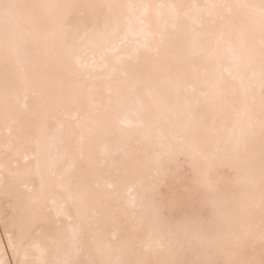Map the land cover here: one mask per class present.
I'll list each match as a JSON object with an SVG mask.
<instances>
[{
  "label": "bare ground",
  "instance_id": "bare-ground-1",
  "mask_svg": "<svg viewBox=\"0 0 264 264\" xmlns=\"http://www.w3.org/2000/svg\"><path fill=\"white\" fill-rule=\"evenodd\" d=\"M9 2L28 7L0 18V264H259L261 0ZM209 184L219 231L192 211Z\"/></svg>",
  "mask_w": 264,
  "mask_h": 264
},
{
  "label": "snow or ice",
  "instance_id": "snow-or-ice-1",
  "mask_svg": "<svg viewBox=\"0 0 264 264\" xmlns=\"http://www.w3.org/2000/svg\"><path fill=\"white\" fill-rule=\"evenodd\" d=\"M28 6L21 5L18 3L9 2V0H0V18H2L5 31L7 32L9 29V26L12 25L14 22L19 20L20 17V10L22 8H25ZM213 7H216L213 5ZM223 7H229L231 8V5H224ZM245 7H255L252 5H246ZM259 14H260V21H261V44H262V52H261V59H262V66H264V0H261V3L259 5ZM63 23L68 28V32L65 34L64 44L66 51L69 56L73 55V36H72V29L75 27L80 26L83 21H81L79 18L74 17L72 15H67L64 17ZM262 169H264V158H262ZM166 186V177H162L159 186L154 189V191L149 194L151 200H159L163 201L166 199L167 194L164 191V188ZM195 198H198L202 201L200 207H193L192 211L199 216L201 219H204L208 222V231H219L220 226L217 224H214L212 222V218L215 216H218L222 212V208L217 206V197H216V189L209 184L206 191L203 192H195L194 193ZM183 194L182 193H176L175 194V201L178 202L180 199H182ZM158 211L163 212V209H159ZM59 214H63V209H58ZM264 215V213H262ZM35 227H37L36 221H28L26 222L20 230V244L21 247H24L29 239V233L30 231L34 230ZM247 239L246 234L240 237H237V240L240 242V247L237 249V251L234 253L236 256H243L248 251L247 245L245 243ZM262 244H264V234H262L261 237ZM19 264H32L31 261L25 257V259ZM64 264H74L72 261H65ZM128 264H147V262H128ZM168 264H178V262H168ZM187 264V262H185ZM196 264H255V261L251 260H245L240 258L235 259H228L222 262L217 261H199L196 262ZM259 264H264V248H262V258L259 261Z\"/></svg>",
  "mask_w": 264,
  "mask_h": 264
}]
</instances>
